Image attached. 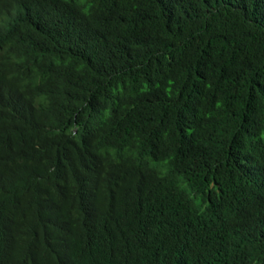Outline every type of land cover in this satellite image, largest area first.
<instances>
[{"label":"trees","instance_id":"1","mask_svg":"<svg viewBox=\"0 0 264 264\" xmlns=\"http://www.w3.org/2000/svg\"><path fill=\"white\" fill-rule=\"evenodd\" d=\"M264 217V0H0V264H229Z\"/></svg>","mask_w":264,"mask_h":264},{"label":"clouds","instance_id":"2","mask_svg":"<svg viewBox=\"0 0 264 264\" xmlns=\"http://www.w3.org/2000/svg\"><path fill=\"white\" fill-rule=\"evenodd\" d=\"M244 260L229 264H264V217L252 221L242 234Z\"/></svg>","mask_w":264,"mask_h":264}]
</instances>
